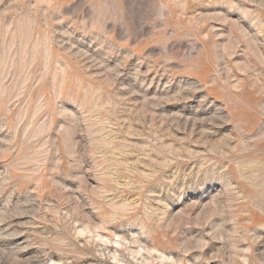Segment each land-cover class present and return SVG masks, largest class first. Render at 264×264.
Returning <instances> with one entry per match:
<instances>
[{
	"label": "rangeland",
	"instance_id": "374dc122",
	"mask_svg": "<svg viewBox=\"0 0 264 264\" xmlns=\"http://www.w3.org/2000/svg\"><path fill=\"white\" fill-rule=\"evenodd\" d=\"M0 264H264V0H0Z\"/></svg>",
	"mask_w": 264,
	"mask_h": 264
}]
</instances>
